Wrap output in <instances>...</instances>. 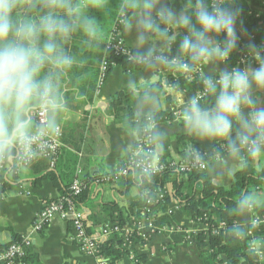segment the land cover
Here are the masks:
<instances>
[{"label": "clouds", "instance_id": "9594fccd", "mask_svg": "<svg viewBox=\"0 0 264 264\" xmlns=\"http://www.w3.org/2000/svg\"><path fill=\"white\" fill-rule=\"evenodd\" d=\"M235 3L180 0L177 9L176 0H117L115 7L111 0H0V178L48 155L70 102L83 98L76 84V70L86 63L83 52L103 66L109 32L118 25L130 65L172 77L159 86L131 75L127 80L138 98L137 115L145 119L152 160L165 139L155 124L162 87L178 93V118L186 134L219 145L208 163L221 175L255 167L257 180L264 182V46H247L254 67L251 62L244 68L220 67L238 50L241 9ZM75 37L79 52L71 47ZM181 81H196L202 90L185 97ZM188 156L203 161L196 149ZM261 210L264 194L241 191L231 210L239 219L225 230L231 239L248 241L247 253L257 260L264 258V234L249 239L248 230L262 222Z\"/></svg>", "mask_w": 264, "mask_h": 264}, {"label": "crops", "instance_id": "0c3cea01", "mask_svg": "<svg viewBox=\"0 0 264 264\" xmlns=\"http://www.w3.org/2000/svg\"><path fill=\"white\" fill-rule=\"evenodd\" d=\"M111 3L115 7L117 0H111ZM180 6V0H176L175 7L179 9ZM93 14L104 23V16L101 13ZM236 30L243 36L247 46L255 44L252 37L244 33L239 24H236ZM73 42L79 43V37H75ZM83 56L91 58L93 55L83 53ZM250 62L254 67V61L244 63L240 61L238 66L244 68ZM130 75L137 81L144 79L148 84H155L162 74L140 68L126 72L122 65H115L103 85L98 86L97 83L93 100L83 96L80 101L70 102V110L62 122L63 148L57 168V180L43 178L47 169L43 170L37 164L27 170L10 173L6 179L0 178V245L12 242L15 236L29 237L31 259L28 264H100L98 256L89 255L81 250L73 237L70 225L60 216L43 231H35L33 226L43 201L56 199L62 195V189L69 184L68 173L71 175L73 170L74 172L76 170L80 178L118 173L133 155L138 138L135 125L126 120L123 111L126 110L125 106L121 109L123 114L117 117L110 104V99L117 92L128 89L126 85ZM184 92L185 97L195 93L189 90ZM177 96L178 93L175 91L168 93L163 89L161 92L163 107L160 110L173 113V119L156 124V127L165 133L163 147L156 152L158 160L177 162L186 160V156L180 152L176 138L178 134H186L176 114L182 107L176 99ZM137 99L132 96L130 101L136 116ZM192 139L208 152L215 146L211 142ZM204 173L215 183L226 187L231 185L234 177L228 174L221 175V169L213 167L210 163ZM142 177L140 172L130 170L125 177H121L115 183L103 182L92 185L87 201L80 206L88 225L93 226L94 218L106 222L124 220L125 230H139L142 237L140 242L144 243L137 244V250L147 256L149 264H204L201 247L194 234L205 230L207 225L203 222L195 223L186 215L175 197L176 191L171 182L161 190L164 192L163 198L166 196L170 198L167 210L163 211L157 206L147 213L148 215H144L142 208L140 209L143 207L140 203L143 197ZM258 193L264 194V186ZM115 205L118 210L110 216L109 213H112V207ZM163 217H167L170 224L161 226ZM258 217L264 220V210L258 212ZM139 221L144 224L142 228L137 226ZM150 223L153 225V234L147 238L144 228ZM97 227L99 226H93V229ZM133 257L131 253L126 255L121 264H132ZM261 259L264 261V258Z\"/></svg>", "mask_w": 264, "mask_h": 264}, {"label": "trees", "instance_id": "16d2710c", "mask_svg": "<svg viewBox=\"0 0 264 264\" xmlns=\"http://www.w3.org/2000/svg\"><path fill=\"white\" fill-rule=\"evenodd\" d=\"M235 6L241 9L237 24L241 26L244 33L252 37L254 43L258 47L264 46V0H236ZM113 29L110 30L109 35H111ZM237 35L238 50L232 55L227 63L229 69L231 67L238 66L243 54L247 53V44L245 43L243 36L238 31ZM223 38V35H221L219 39L223 40ZM71 47L74 51H80V45L77 42H73ZM83 53L85 54L87 52ZM106 61L108 62L106 70L107 77L115 65H122L126 72L139 69L138 67L130 65L124 56H117L112 52L109 53ZM101 75L102 66L98 63V58L95 56L86 58V63L81 68L76 70V84L83 93V96H86L89 100H93L94 98L97 90V83L98 86H100L99 81ZM161 79L170 81L172 77L167 74H164L163 76L161 75V78L155 84L159 86ZM72 86L73 85L70 84L69 89H71ZM181 88L183 90L199 92L202 90V85L196 81H193L190 84L185 81H181ZM159 91L162 92L163 88L160 87ZM132 96L133 95L128 89L121 90L110 99V104L117 117L123 114L121 109L123 108L122 106H125L126 110L123 111L126 120L135 125L134 129L137 131L138 135H142L145 131H147L145 129V119L143 116L134 115L130 104ZM172 119L173 113L170 111L159 110L156 113L155 124L171 121ZM176 138L179 143L180 152L186 156L185 161L192 160V158L188 156L190 148L198 150L203 157L205 156L204 160L206 162H209V160L214 157L215 152L219 148V145H215L211 152H208L204 150L199 143L186 134H178ZM47 162V159H41L34 164L40 165L43 170L47 169V173L43 176V178L57 180V168L59 166V161L53 169L49 168V162L48 165ZM161 162L165 168L159 172L151 173V175L140 172L143 176L141 180V190L143 195L140 202L141 206L145 204L144 200L146 197L153 199L155 202V200H157L155 193L160 192L167 183L171 182L176 191L175 197L186 215L195 223L203 222L207 225L205 230L194 234L195 239L199 242L201 247V257L204 264H264L262 259L257 260L256 258L248 255L246 250L248 241L231 239L230 234L225 233L227 227L231 225L235 219H237V217H233L231 215V210L234 207L238 194L245 189L260 191L264 186V182H260L256 178L257 169L255 167L237 171L233 177L231 185L226 187L215 183V181L204 173V171L180 173L170 167L171 161L162 159ZM67 176L69 184L62 189V195L70 193L69 188L74 179L79 176L78 171L75 170L74 172L73 170L72 174L70 175L68 173ZM106 176H112L114 178L118 177V181L121 177H125L126 174L118 176V173H107L103 175H96L92 178H81L85 184V188L78 196L75 197L80 206L87 201L91 186L96 183L105 182L106 180L103 181V178ZM117 181H114V183ZM49 200L51 201L53 199ZM169 203L170 198L169 196H166L165 198H162L161 201H158V203L155 202L152 204L150 207L153 209L160 206L161 210L166 211ZM160 207H158V209ZM117 210L118 208L116 205L112 207V213H109L110 216H113V212H116ZM111 222H119L122 228H124L123 225L125 223L122 219L113 220ZM107 223L108 222L103 219L97 218H94V221H92L93 226L99 227L104 226ZM86 224L88 225L87 220ZM167 224H170L169 220L167 217H163L161 220V226ZM93 226L88 225L89 232L94 231ZM249 229L254 234V236L249 235V239L264 234V225H259L255 229ZM144 231L147 238H150L153 234L152 227L146 226ZM128 232V243H126L122 232H113L105 241L99 244L98 256L104 261V264H121L124 257L130 253L134 255L132 264H149L147 256L139 253L137 250V244L144 243L143 241L140 242L142 237L139 230L133 229ZM21 239L22 237L15 236L12 242L20 241ZM10 243L1 245V247H5ZM29 249L30 248L27 249L26 256L23 259L27 263H29L31 259Z\"/></svg>", "mask_w": 264, "mask_h": 264}, {"label": "built area", "instance_id": "2783aa9c", "mask_svg": "<svg viewBox=\"0 0 264 264\" xmlns=\"http://www.w3.org/2000/svg\"><path fill=\"white\" fill-rule=\"evenodd\" d=\"M118 28L119 26L117 25L110 35L111 40L108 44L110 49L109 53L112 52L115 53V55L117 56H124L127 60V54L125 53L126 46L121 42L122 38L119 37ZM248 60L249 57L247 56V53H244L240 61L242 62ZM107 65L108 62L104 61L102 66V75L99 81L100 86H102L105 80L107 79ZM179 113L180 111L178 113L176 112L178 117ZM148 134V131H145L142 135H138L137 144L133 155L118 172V176L127 174L130 170H136L142 173H156L165 168L161 160L156 159L155 161H153L152 158L148 155V153L151 151V145L148 140ZM62 147L63 143L61 131V135L52 145V148L50 149L48 155L43 158L48 160L50 169L56 167L62 154ZM204 157L203 161H196L194 159L190 161L180 162L171 161L170 167L180 173L204 171L207 168V166H201L202 163L207 164L204 160ZM153 164L155 165V170H153ZM117 178L118 177L114 178L112 176H106L103 178V181L106 180L105 182L114 183V181H117ZM84 188L85 184L83 180L79 176H77L69 188V194L61 195L60 197L51 201L49 199L44 200L42 203V208L40 209L35 220L33 226L34 230L38 232L43 231L57 216H60L70 225L73 231V237L77 241L81 250L89 255L98 256L99 244L105 241L107 237H109V235L113 232H122L126 243H128L129 232L128 230L122 228L119 222H108L104 226H100L93 229V232L88 231V225L86 224L85 214L80 205L78 204L77 199L75 198L81 193ZM155 194L157 196V200H155V202L158 203V201L162 200L164 192L160 191ZM155 202L149 197L145 198V204L142 207V212L144 213V215L152 211L150 206ZM261 221L262 222L260 223V225H264V220ZM137 226L139 228H142L144 224L142 223V221H139L137 223ZM149 226L152 227L153 225L150 223ZM248 235L254 236L253 232L250 229L248 230ZM30 245L31 239L29 237H24L20 241H14L5 247H1L0 245V264H28L23 259L26 256L27 249L30 247ZM100 264H104V261L101 258Z\"/></svg>", "mask_w": 264, "mask_h": 264}, {"label": "rangeland", "instance_id": "374dc122", "mask_svg": "<svg viewBox=\"0 0 264 264\" xmlns=\"http://www.w3.org/2000/svg\"><path fill=\"white\" fill-rule=\"evenodd\" d=\"M248 61H250V60H248ZM242 62L244 63V62H247V61H242ZM239 63H240V62H239ZM174 114H175V113H174ZM156 159H158V158L156 157ZM206 163H207V162H206ZM207 164H208V163H207ZM141 208H142V207H140V209H141Z\"/></svg>", "mask_w": 264, "mask_h": 264}]
</instances>
